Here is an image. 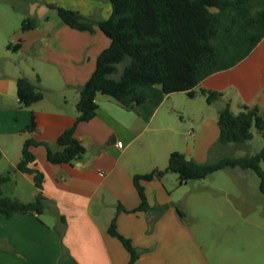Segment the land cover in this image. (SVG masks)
<instances>
[{
  "label": "crops",
  "instance_id": "0c3cea01",
  "mask_svg": "<svg viewBox=\"0 0 264 264\" xmlns=\"http://www.w3.org/2000/svg\"><path fill=\"white\" fill-rule=\"evenodd\" d=\"M49 3L92 19V31L62 22ZM110 12L108 0H0V174L11 171L2 191L22 202L33 200L38 192L44 197L41 213L0 214V264H127L128 251L107 232L113 218L116 230L140 250L134 264L219 263L208 256L185 221L188 197L177 175L168 172L140 180L149 211L134 210L140 199L133 176L163 169L174 150L200 163L221 155L230 143L218 142V111L226 104L233 113L242 105L264 108V36L240 62L208 75L195 87L219 91L221 96L211 103L196 93L191 99L202 96L201 106L182 111L172 96L185 93H170L146 120L114 98L97 94L92 118L76 123L78 88L110 41L95 21ZM24 17L35 18L36 26L22 30ZM18 77L37 84L42 98L20 106ZM173 114H178L175 119ZM31 115L35 129L28 131ZM72 126L84 147L79 158L51 163L44 145L30 146L34 161L29 166L43 176L39 188L34 172L14 170L26 139L47 142L56 150L57 137ZM187 126L191 132L184 137ZM117 141L122 147L115 146ZM156 206L165 208L159 212ZM247 254L238 261L250 259Z\"/></svg>",
  "mask_w": 264,
  "mask_h": 264
},
{
  "label": "trees",
  "instance_id": "16d2710c",
  "mask_svg": "<svg viewBox=\"0 0 264 264\" xmlns=\"http://www.w3.org/2000/svg\"><path fill=\"white\" fill-rule=\"evenodd\" d=\"M108 1L110 15L95 23L109 38V45L97 55L93 72L78 88L76 123L92 118L97 107V94L114 98L146 120L170 93L184 92L189 98L200 93L207 103H211L221 93L205 88L196 90L195 87L208 75L240 62L264 36V0ZM48 6L55 9L60 20L70 27L92 31L94 21L78 11L53 3ZM35 26L36 19L33 17H24L20 24L22 30ZM15 85L20 106H29L42 98L39 86L26 77H18ZM217 123L220 144L243 143L251 139L252 126L264 137V108L242 105L237 113H233L226 104L218 111ZM74 126L59 134L55 141L56 150H52L47 142L26 139L21 159L14 170L34 172V182L39 188L43 176L29 166L34 161L29 147L44 145L47 160L51 163L72 162L84 152L83 145L73 135ZM25 129H35L33 115ZM263 159L264 145L249 156L222 157L204 163L187 158L177 150L171 151L163 169L154 168L133 176L140 199L134 210H150L140 180L161 178L168 172L175 173L181 184L190 179L204 178L225 167L251 168L259 177V190L264 195V171L260 166ZM10 173L0 174V214L41 213L44 197L40 192L28 202L3 194L2 186L10 180ZM164 208L156 206L154 209L162 212ZM178 214L184 217L182 211L178 210ZM153 221L148 222V230ZM107 232L128 251L127 264H134L140 250L116 230L114 218Z\"/></svg>",
  "mask_w": 264,
  "mask_h": 264
},
{
  "label": "rangeland",
  "instance_id": "374dc122",
  "mask_svg": "<svg viewBox=\"0 0 264 264\" xmlns=\"http://www.w3.org/2000/svg\"><path fill=\"white\" fill-rule=\"evenodd\" d=\"M172 97H176L177 106L182 111L187 106H201L202 96L192 100L185 94L176 93ZM164 105H168V101ZM177 115L173 114V118ZM189 128L183 127L184 137ZM251 131V139L230 143L221 150L219 157H213L209 162L258 152L264 145V137L254 126ZM260 166L264 171V159ZM180 185L188 197L185 221L214 262L264 264V195L259 190V177L254 170L225 167ZM243 253H248L250 259L243 256L238 261Z\"/></svg>",
  "mask_w": 264,
  "mask_h": 264
},
{
  "label": "built area",
  "instance_id": "2783aa9c",
  "mask_svg": "<svg viewBox=\"0 0 264 264\" xmlns=\"http://www.w3.org/2000/svg\"><path fill=\"white\" fill-rule=\"evenodd\" d=\"M190 132H191V130L188 131V133H190ZM115 146H117V147H122V142H121V141H117V142L115 143Z\"/></svg>",
  "mask_w": 264,
  "mask_h": 264
}]
</instances>
